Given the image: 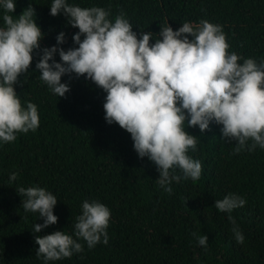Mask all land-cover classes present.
I'll return each mask as SVG.
<instances>
[{"label":"trees","instance_id":"trees-1","mask_svg":"<svg viewBox=\"0 0 264 264\" xmlns=\"http://www.w3.org/2000/svg\"><path fill=\"white\" fill-rule=\"evenodd\" d=\"M81 7L110 10V19L126 13L138 38L141 32L158 36L162 26L178 30L182 23L201 20L220 24L230 51L264 61V0H69ZM52 0H16L19 16L29 6L45 38L41 49L57 45L66 33L65 51L74 44L73 28L64 15H50ZM0 11V26H4ZM192 38L191 36L189 37ZM83 39V37H82ZM155 39L150 40L154 44ZM27 74L15 85L22 104L35 103L40 126L16 141L0 146V264H44L36 255V236L55 231L74 233L76 217L84 200H98L111 210L109 243L97 244L71 258L49 264H264V150L233 155L235 142L222 137V125L213 122L199 137L196 152L202 162L199 180L173 183L171 195L159 188V172L134 150L131 134L105 120L106 92L85 77H62L70 84L65 97L52 94L39 79L34 54ZM55 60L60 62L57 52ZM51 63V61H50ZM18 179L9 183L10 173ZM39 185L58 198L56 224L34 233L43 224L38 213L26 212L17 190ZM236 193L247 204L231 215L245 237L237 243L228 213L214 207L215 201ZM193 233L196 236H193ZM208 236V246L196 237Z\"/></svg>","mask_w":264,"mask_h":264},{"label":"clouds","instance_id":"clouds-1","mask_svg":"<svg viewBox=\"0 0 264 264\" xmlns=\"http://www.w3.org/2000/svg\"><path fill=\"white\" fill-rule=\"evenodd\" d=\"M15 10L16 0H0L4 22L0 26V146L40 126L38 106L32 102L23 105L15 89L21 74L28 73L33 54L40 50L36 69L52 94L65 97L71 89L62 77L73 74L106 92V122L131 134L138 157L156 165L160 174L156 183L169 195L173 183L202 176V162L189 154L198 150L199 137L190 134L189 128L198 127L203 133L213 122L222 125L225 141L235 142L233 155L264 150V61L230 51L222 25L208 20L184 22L174 31L167 24L158 36L141 32L138 38L124 12L110 19L111 11L103 7L52 0L50 15L62 14L79 29L72 37L78 47L65 51L57 45L66 42V33L57 35V45L41 49L45 34L36 22L34 8L29 6L19 16L13 15ZM153 38L155 43L150 44ZM57 52L60 62L55 60ZM18 175L10 173L9 183ZM16 190L24 197L23 209L38 213L44 221L35 223L34 233L58 222L54 214L58 198L52 191L39 185ZM246 204L241 195L228 193L214 205L229 214L240 244L245 237L231 213ZM110 223L108 206L84 200L74 233L55 231L36 236V255L49 264L83 252L81 241L88 249L99 243L107 245ZM196 239L207 248L206 234Z\"/></svg>","mask_w":264,"mask_h":264}]
</instances>
